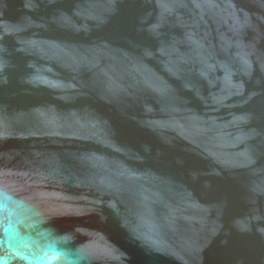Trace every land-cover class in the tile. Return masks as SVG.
I'll return each instance as SVG.
<instances>
[{
    "label": "water",
    "instance_id": "1",
    "mask_svg": "<svg viewBox=\"0 0 264 264\" xmlns=\"http://www.w3.org/2000/svg\"><path fill=\"white\" fill-rule=\"evenodd\" d=\"M91 264H264V0H0V189Z\"/></svg>",
    "mask_w": 264,
    "mask_h": 264
},
{
    "label": "clouds",
    "instance_id": "2",
    "mask_svg": "<svg viewBox=\"0 0 264 264\" xmlns=\"http://www.w3.org/2000/svg\"><path fill=\"white\" fill-rule=\"evenodd\" d=\"M31 200L0 189V264H91L79 229L60 231Z\"/></svg>",
    "mask_w": 264,
    "mask_h": 264
}]
</instances>
